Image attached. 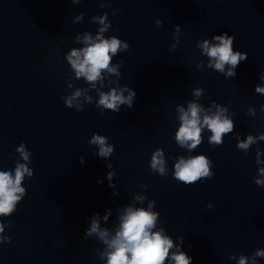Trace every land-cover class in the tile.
Listing matches in <instances>:
<instances>
[{
	"label": "water",
	"instance_id": "95a60500",
	"mask_svg": "<svg viewBox=\"0 0 264 264\" xmlns=\"http://www.w3.org/2000/svg\"><path fill=\"white\" fill-rule=\"evenodd\" d=\"M78 13L83 18L73 19ZM104 13L111 22L105 35L129 43L112 58L121 61L119 83L136 92L132 107L121 105L118 112L95 106L96 89L75 77L63 55L82 46L78 35L95 34L99 25L92 17ZM175 24L179 39L170 49ZM220 31L233 34V48L247 53L234 76L196 67L207 59L196 40ZM261 69L264 0H0V168L12 167L21 138L31 149L33 165L22 180L25 192L2 217L10 223L3 229L9 239L0 240V264H103L102 242L82 236L85 217L110 208L101 225L111 228L119 207L146 206L149 198L166 232L174 241L183 237L191 264H235L230 252L264 248V187L253 180L257 168L264 167L255 163L256 148L264 160V141L247 151L236 147L245 134L264 132V94L253 89ZM113 78L109 74L102 90ZM199 86L204 91L194 97L192 89ZM76 88L87 90L79 111L61 99ZM85 95L93 102L87 103ZM189 100L205 107L212 100L226 105L234 128L219 145L209 144L202 131L192 152L210 157L213 176L186 184L171 171L176 156L192 154L174 140L177 105L186 107ZM93 131L114 145L106 158L115 170L112 186L105 158L87 142ZM158 147L167 175L148 165ZM140 194L146 199L135 201Z\"/></svg>",
	"mask_w": 264,
	"mask_h": 264
},
{
	"label": "clouds",
	"instance_id": "9594fccd",
	"mask_svg": "<svg viewBox=\"0 0 264 264\" xmlns=\"http://www.w3.org/2000/svg\"><path fill=\"white\" fill-rule=\"evenodd\" d=\"M115 11L113 9V12ZM107 16V13L93 16L92 19L99 25L95 34L85 31L83 35H78L77 39L82 46L70 48L63 55L75 77L77 79L82 77L88 82L90 88L96 89L95 106L101 112L104 109L118 112L121 105L132 107L136 92L127 83H119L121 61L113 63L112 58L118 51L127 50L129 43L117 35H105L111 24ZM82 18L83 13H78L73 17L75 20ZM154 23L160 26L162 22L156 19ZM173 29L172 38L175 43L169 45L170 49L176 47L180 25H173ZM233 41L234 35L227 31L213 32L211 37L205 36L197 39L196 47L199 48L201 55L207 58L206 62L197 63V69L203 65L222 73L225 77L234 76L237 65L246 59L247 53L239 48L234 49ZM109 74H115L116 78L108 82L105 91L102 88ZM258 80L260 82L255 83L253 89L259 94H264V69L259 71ZM98 83L101 87H97ZM86 91V89L76 88L71 93L61 94V99L65 106L79 111L85 106L81 103L80 97ZM203 91L201 86L195 87L192 89V95L199 97ZM84 100L91 103L93 97L85 95ZM260 107L264 109V104ZM249 111L255 114L253 109ZM177 113L178 123L174 132V140L192 154L176 156L172 162V176L186 184L194 183L204 177L211 178L213 170L210 167L212 165L210 157L203 152L193 153L192 150L201 143L202 131H207V140L209 144L214 145L223 143V134L232 132L234 120L229 115L227 106L212 100L210 105L205 107L196 100H189L186 107L177 105ZM257 140L264 141V132L256 135L245 134L243 139H237L236 147L247 151L249 146L255 144ZM87 142L96 146L95 155L105 158L108 169L105 175L109 186H112L115 170L111 161L106 158L113 152L114 145L106 135L95 131L88 137ZM14 150L18 156L12 167L0 168V240L4 241L9 239V234L3 229L10 221L2 217L15 208L26 189V184L22 180L26 174L33 172V165L29 162L31 149L23 138L15 145ZM261 151L259 148L255 149L257 165H264V160H261ZM79 160L83 163L84 157L80 156ZM148 165L152 171L167 175L168 166L163 149L158 147L151 152ZM257 173L258 175L253 180L256 185L264 187V167H258ZM97 182H100L99 177H97ZM141 187L147 188V184L141 183ZM145 199V194L134 197L135 201L140 202ZM154 203L155 201L149 198L146 206L133 202L124 204L118 208L111 228L101 225V220L107 221L110 208H105L103 214L93 212L85 217L87 225L82 236L83 238L95 236L102 242L103 249L100 251V257L103 264H191L193 257L182 247L183 237L178 235L174 241L166 232L158 220L159 213L154 209ZM206 206L213 207L211 202H208ZM228 258L235 264H259L257 258L264 259V248L256 247L247 254L230 252Z\"/></svg>",
	"mask_w": 264,
	"mask_h": 264
}]
</instances>
